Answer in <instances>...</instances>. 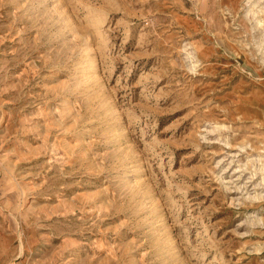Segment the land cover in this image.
<instances>
[{
	"label": "rangeland",
	"instance_id": "1",
	"mask_svg": "<svg viewBox=\"0 0 264 264\" xmlns=\"http://www.w3.org/2000/svg\"><path fill=\"white\" fill-rule=\"evenodd\" d=\"M0 264H264V0H0Z\"/></svg>",
	"mask_w": 264,
	"mask_h": 264
}]
</instances>
